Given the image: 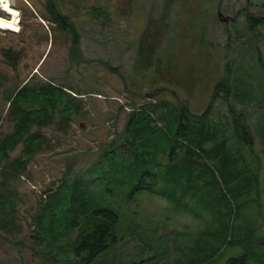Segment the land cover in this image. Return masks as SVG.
<instances>
[{"label": "rangeland", "instance_id": "rangeland-1", "mask_svg": "<svg viewBox=\"0 0 264 264\" xmlns=\"http://www.w3.org/2000/svg\"><path fill=\"white\" fill-rule=\"evenodd\" d=\"M55 3L75 25L79 36L76 47L71 46L68 34L47 18L45 0H9L12 15L0 8V13L9 17L0 19L11 22L0 28V79H4L0 86V133L12 130L4 92L13 83H53L72 95L80 94L76 96L82 105L68 133L60 135L45 129L52 148L35 156L25 175L11 177L8 189L14 193L15 219L11 224L15 233H3L7 239L0 234V264H83L81 257L76 262L71 254L44 252L33 243V219L39 201L62 182L68 185L76 178L100 193V180L105 179L107 170L101 155L110 149L109 144L119 143L130 112L149 101L166 99L184 100L193 113H201L214 84L223 77L226 61H232L236 77L233 85L238 92L247 91L249 97L259 94L249 104L248 113L251 127L254 124L255 131L264 135V108L260 107L264 106V28L258 30L254 45H250L242 15L243 11L254 16L263 13L260 6L264 0ZM95 10L99 16H93ZM5 48L18 52L16 71L1 56ZM147 53L152 61L148 66V55L143 57ZM237 102V108L246 107ZM213 107V120L231 121L221 99ZM259 140L264 138L253 140L252 155L246 148L234 152L232 163L224 170L205 160L214 175L204 168L199 180L192 178L186 196L180 195V186L174 182L171 187L176 207L146 192L126 202L121 193L114 198L119 192L115 191L110 203L121 207L122 239L106 250L96 264H184L191 257L194 260V252L192 256L190 253L199 244H195L196 233L209 231L212 215L214 220L225 221L223 213L216 214V206L220 211L226 203L238 210V216L242 205H250L244 210L248 216L244 225L251 227L248 229L253 230L257 240L249 247L240 243L231 246L234 237L229 229L216 251L221 256L218 264H226L232 256L245 258L246 251H251L253 256L248 258L255 261L248 259L244 263L264 264V143ZM18 153L17 149L8 159ZM256 153L260 158L253 156ZM192 172L197 173L194 169ZM243 181L248 184V198L239 189ZM107 187L111 192L115 189L111 183ZM177 204L183 211L176 209ZM182 206L192 208L187 211ZM236 221L235 228L242 226ZM200 235L206 236L204 232ZM204 239L207 241V236ZM204 246H199L201 252L209 253L210 246Z\"/></svg>", "mask_w": 264, "mask_h": 264}, {"label": "trees", "instance_id": "trees-1", "mask_svg": "<svg viewBox=\"0 0 264 264\" xmlns=\"http://www.w3.org/2000/svg\"><path fill=\"white\" fill-rule=\"evenodd\" d=\"M260 7L264 8V4ZM45 8L49 21L57 29L66 32L71 46L76 47L79 36L73 21L57 8L55 0H45ZM99 15L98 11L93 12V16ZM242 15L248 42L254 45L253 40L255 37L256 41L258 30L264 28V12L254 16L243 11ZM0 16L9 19L6 14L0 13ZM254 49L258 56L256 46ZM147 55L148 53L143 54V57L146 58ZM1 56L16 71L18 52L5 48L1 51ZM146 59L148 66L152 61L149 55ZM235 78L232 61H226L223 77L214 84L210 99L199 114L193 113L184 100L149 101L133 109L125 123L124 132L119 137V143L115 146L109 144L110 149L101 155L107 170L105 179L100 180V193L90 189L79 178L68 185L62 182L56 189L50 190L46 199L37 204L32 228L33 243L41 251L67 253L76 262L81 257L83 264H96L106 250L122 239L119 214L121 207L110 203L115 191L119 192L115 193L114 198L121 193L126 202L146 192L161 196L175 206V192L171 187L174 182L180 186V195L186 196L192 178L199 180L204 168L214 175L205 160L212 161L224 170L232 163L231 156L234 152L244 151L246 148L252 155L253 140L264 138V135L255 131L254 124L251 127V113H248L249 104L257 100L259 94L249 97L247 91L239 93L238 87L233 85ZM3 80L0 79V86ZM65 89L53 83L31 84L30 80L20 85L13 83L5 89L7 117L12 122L10 132L0 133V234L6 239L4 234L11 236L15 233L11 224L15 219L14 193L8 189L11 177L19 179L25 175L28 163L39 153L52 148L53 142L44 133L45 129H53L57 134L66 135L73 119L82 112L81 102L76 96L80 94L72 95ZM233 90L238 94L235 95ZM233 95L236 99L232 102ZM219 99L226 103L231 121L213 120V106ZM238 100L246 107L237 108L235 103H239ZM260 107L264 108L262 105ZM259 142L264 143V140ZM17 149L18 155L9 160V154ZM253 156L260 158L258 153ZM192 169L197 173H193ZM253 181L257 186L256 177ZM109 183L115 186L112 192L107 187ZM247 185L243 181L239 186L242 196L246 198L249 197ZM177 206L176 209L183 211L179 208L180 205ZM182 207L187 211L192 208ZM218 208L216 206V214L223 213L225 221L219 218L214 220L210 213L212 220L208 225L209 231L202 229L196 233L195 244H199L192 247L194 250L190 253L192 256L194 252V260L191 257L184 264H218L221 256L216 251L229 229L234 237L231 246L240 243L242 247H249L257 240L253 237V230L248 229L251 227L244 225L248 217L244 210L250 209L249 204L242 205L243 211L239 216L238 210L228 203L220 206V211ZM235 221L242 226L235 228ZM200 232L205 233L207 241L204 239L206 236L200 235ZM201 245L210 246V252H201ZM246 252L243 255L246 259L232 256L226 264H246L244 262L254 260L248 258L253 256L251 251Z\"/></svg>", "mask_w": 264, "mask_h": 264}, {"label": "bare ground", "instance_id": "bare-ground-1", "mask_svg": "<svg viewBox=\"0 0 264 264\" xmlns=\"http://www.w3.org/2000/svg\"><path fill=\"white\" fill-rule=\"evenodd\" d=\"M8 7H9V5H8ZM11 10L12 9L9 7V11H7V12H9L12 15V13H14V11L13 10L11 11ZM10 25H11L10 21H5V20L0 19V28L1 27H7V26H10Z\"/></svg>", "mask_w": 264, "mask_h": 264}, {"label": "clouds", "instance_id": "clouds-1", "mask_svg": "<svg viewBox=\"0 0 264 264\" xmlns=\"http://www.w3.org/2000/svg\"><path fill=\"white\" fill-rule=\"evenodd\" d=\"M9 0H0V8L4 9L5 11H9Z\"/></svg>", "mask_w": 264, "mask_h": 264}]
</instances>
